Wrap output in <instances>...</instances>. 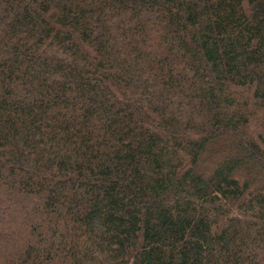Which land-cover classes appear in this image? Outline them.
Listing matches in <instances>:
<instances>
[{
    "label": "trees",
    "instance_id": "1",
    "mask_svg": "<svg viewBox=\"0 0 264 264\" xmlns=\"http://www.w3.org/2000/svg\"><path fill=\"white\" fill-rule=\"evenodd\" d=\"M0 264H264V0H0Z\"/></svg>",
    "mask_w": 264,
    "mask_h": 264
}]
</instances>
